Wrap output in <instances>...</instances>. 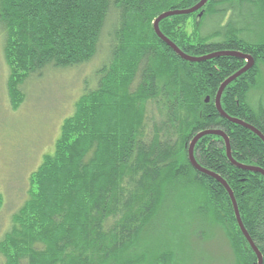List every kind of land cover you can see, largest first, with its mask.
<instances>
[{"label":"trees","instance_id":"obj_1","mask_svg":"<svg viewBox=\"0 0 264 264\" xmlns=\"http://www.w3.org/2000/svg\"><path fill=\"white\" fill-rule=\"evenodd\" d=\"M199 2L0 0V38L13 109L23 101L19 88L31 74L92 61L110 24L96 86L78 99L61 124L53 153L29 175L27 199L0 238V264H166V254L151 261L122 256L140 241L165 198L190 190L198 194V211L208 213L224 231L234 263L257 264L226 191L188 159L197 134L218 130L228 139L233 161L264 171L261 139L222 118L214 105L219 86L246 61L220 57L189 63L153 30L159 15ZM234 3L241 9L235 12L234 7L233 19L223 29L200 34L197 20L225 15V6ZM191 18L193 31L188 33ZM159 30L191 57L226 51L252 58L253 67L225 88L220 106L264 137V98L250 100L259 65L264 68V0H208L194 14L162 20ZM193 156L231 190L264 264V177L231 165L219 136L201 137Z\"/></svg>","mask_w":264,"mask_h":264},{"label":"rangeland","instance_id":"obj_2","mask_svg":"<svg viewBox=\"0 0 264 264\" xmlns=\"http://www.w3.org/2000/svg\"><path fill=\"white\" fill-rule=\"evenodd\" d=\"M236 4L225 6L229 8L225 15L217 12L203 20L196 19L201 22L200 34L207 36L223 29L233 19L234 7L235 12L241 9ZM221 8L224 7H218ZM109 25L102 33L97 54L88 64L66 69L47 67L40 74H31L19 88L23 101L17 109L12 108L7 92L9 71L0 38V195L4 200L0 238L9 229L12 215L27 199L29 175L45 155L53 153L62 122L72 115L78 99L95 88L96 71L107 57ZM193 25L191 18L186 26L188 33H192ZM259 68L261 75L257 89L251 93L252 102L264 98V68ZM190 193L165 198L140 241L122 258L144 256L151 261L166 254V264H235L224 231L208 213L198 211V194L195 190Z\"/></svg>","mask_w":264,"mask_h":264},{"label":"water","instance_id":"obj_3","mask_svg":"<svg viewBox=\"0 0 264 264\" xmlns=\"http://www.w3.org/2000/svg\"><path fill=\"white\" fill-rule=\"evenodd\" d=\"M208 0H200V2L198 4H196L195 6L186 9V10H173V11H168V12H164L163 14L159 15L153 22V30L154 33L156 34V36L159 38V40H161L170 50H172L181 60L189 62V63H200V62H204V61H208V60H212L215 58H220V57H234V58H239V59H243L246 61L245 66L239 70L238 72H236L234 75H232L231 77L227 78L218 88L216 97H215V101H214V105L215 108L217 110V112L219 113V115L226 119L227 121L234 123L236 125H239L249 131H251L253 134L257 135L261 141L264 143V137L257 132L253 127L249 126L248 124L242 122L241 120L238 119H234V118H230L229 116H227L221 109L220 106V98L221 95L223 93V91L225 90V88L231 84L234 80H236L238 77H240L241 75L245 74L247 71H249L253 65H254V61L252 60V58L245 56V55H241L239 53L236 52H217V53H213V54H209L207 56H203V57H191L186 55L185 53H183L181 50H179L177 48V46H175V44H173L170 40H168L166 37H164L160 30H159V23L169 17L172 16H186V15H191L194 14L196 12H198L199 10H201L205 4L207 3ZM208 101V98H206L205 102ZM206 135H215V136H219L223 139L224 144H225V149H226V157L227 159L230 161L231 165L235 166L236 168L240 169V170H244V171H248V172H253V173H258L261 176L264 177V171H262L261 169H257L251 166H242L240 164H237L235 161H233V159L231 158L230 155V147H229V143H228V139L225 137V135L218 130H208V131H204L201 132L199 134H197L193 140L191 141V143L189 144L188 147V159L189 162L191 164V166L198 172H200L203 175H206L210 178H213L216 182H218L226 191L232 207H233V211H234V215H235V219L237 222V226L242 234V236L244 237V239L246 240V242L248 243L249 247L251 248V250L253 251V253L255 254L256 258H257V264H262V256L260 254V252L258 251V249L255 247V245L253 244L252 240L250 239L249 235L247 234L246 230L243 227V224L241 222L240 216H239V212L237 209V205L235 202V199L232 195L231 190L229 189V187L227 186V184L225 183V181L223 179H221L218 175L211 173L207 170L202 169L195 161L194 156H193V149L195 144L197 143V141Z\"/></svg>","mask_w":264,"mask_h":264},{"label":"bare ground","instance_id":"obj_4","mask_svg":"<svg viewBox=\"0 0 264 264\" xmlns=\"http://www.w3.org/2000/svg\"><path fill=\"white\" fill-rule=\"evenodd\" d=\"M231 118V117H230ZM243 166V165H242ZM203 169V168H202ZM205 170V169H204ZM212 173V172H211ZM204 176H206V175H204ZM208 177V176H207ZM210 178V177H209ZM211 179H213V178H211ZM233 195V194H232Z\"/></svg>","mask_w":264,"mask_h":264}]
</instances>
